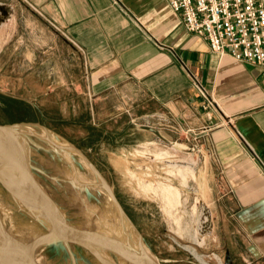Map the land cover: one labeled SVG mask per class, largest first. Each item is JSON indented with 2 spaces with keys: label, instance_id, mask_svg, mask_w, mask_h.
Here are the masks:
<instances>
[{
  "label": "crops",
  "instance_id": "crops-1",
  "mask_svg": "<svg viewBox=\"0 0 264 264\" xmlns=\"http://www.w3.org/2000/svg\"><path fill=\"white\" fill-rule=\"evenodd\" d=\"M0 18V56L14 51L37 81L39 66L61 65L63 81L83 82L86 98H111L112 114L159 113L205 135L193 141V191L203 195L208 233L228 264H264L263 63L211 50L167 0H0Z\"/></svg>",
  "mask_w": 264,
  "mask_h": 264
},
{
  "label": "rangeland",
  "instance_id": "rangeland-1",
  "mask_svg": "<svg viewBox=\"0 0 264 264\" xmlns=\"http://www.w3.org/2000/svg\"><path fill=\"white\" fill-rule=\"evenodd\" d=\"M3 30L0 27V43ZM10 52L12 58L0 56V123L34 125L36 134L28 129L14 131L18 154L27 175L42 189L43 197L55 203L69 228L105 232L96 216L106 215L115 226L119 211L155 264H228L223 249H217L220 244L208 233L203 195L193 191L198 164L193 141L205 135L175 128L159 113L134 118L112 114L111 98L98 99L99 104L86 98L83 82L63 81L61 65L39 66L44 80L37 81L31 67L16 65L14 51L7 55ZM53 68L54 81H46L47 70ZM43 129L76 147L78 157L66 159L38 137ZM5 154L12 156V151L0 145V155ZM83 158L101 175L106 188L96 184ZM8 179L18 194L0 182V229L22 245L38 241L33 251L38 264H130L108 249L102 250L105 262L92 250L95 246L49 239L56 231L54 222L36 218L35 205L17 184L16 175L9 173ZM108 200L117 211L109 208Z\"/></svg>",
  "mask_w": 264,
  "mask_h": 264
},
{
  "label": "bare ground",
  "instance_id": "bare-ground-1",
  "mask_svg": "<svg viewBox=\"0 0 264 264\" xmlns=\"http://www.w3.org/2000/svg\"><path fill=\"white\" fill-rule=\"evenodd\" d=\"M33 126H31V125L30 126H27V125L17 126V124H15V125H11L10 126L11 128H9V129H3L0 131V145L2 147L7 146L8 149H10L12 151V156L10 155L11 157L7 154L0 155V177H1V179L10 188H13L14 185L9 183L10 181L8 179V174L11 173L13 175H16V177L18 178L17 184L19 186H21V188L24 191H26L25 194H27L29 200L35 205V207H34L35 212L34 213H36V215H35L36 218H38L39 220H44V221L45 220H52L54 222V226L56 228V231H54L53 233H50L52 235V237L49 239H55L56 240L58 238V241L63 240V241H65V243H68V242L80 243V244L86 245L88 248H92L93 246H95V249H92V250H94L95 254H97V256H99L100 260L107 262L104 254L102 253L103 252L102 250H106L108 248L106 246H104V244L97 242L95 239H92V238L88 237L87 235L82 236V234H80V231L76 229L77 227L75 228L76 230L74 228L73 229L69 228L68 225L63 221L64 219L62 218V216H61V218H62L61 219L57 215V213H55V211L51 208L52 206L48 204L47 198L43 197L44 192L42 191V189L39 188L37 186V184L30 179L29 175H27L28 173L25 172V170H24V168H25L24 163L25 162H23L24 160H22V157L18 154L17 145H16V141H15L16 137L14 135V131L18 132V131H25L26 129H28L29 131L35 133V131H37V130L33 129L34 128ZM18 129H20V130H18ZM43 130H44L42 133L43 135H39L38 137L45 139L54 149H57L59 151V153H61L63 156H65L66 159L68 158L69 160H71L73 157H76L78 155L79 151L72 144L60 139L59 137H57L53 133L46 131L45 129H43ZM55 156H56V154H55ZM56 158H58V157H56ZM83 159H84L85 163L87 164V166H89V168L92 170V173H93V175L96 179V182H97V183L96 182L95 183L101 185V187L106 188L107 186H106L104 180L102 179L101 175L97 172V170L92 166L91 163H89L85 158H83ZM54 160H55V158H54ZM80 183L81 182H79V184ZM22 199H24V198H22ZM108 199H110V198L108 197ZM108 201H109V208L112 206L111 210L113 211L115 209V211H117L116 210L117 206L116 207L114 206V204L112 203V200H108ZM106 204L108 205V203H106ZM27 206H28V208L32 207L31 204H29ZM32 210H33V208H32ZM107 213H109V212L107 211ZM116 215H117V217H115V218L120 219L119 222L117 221V223L119 225L114 226V225L110 224L111 220L108 221L105 217L106 215L104 217H101L98 215V216H96L98 219V225L99 226L101 225L104 228L105 232H99V230L97 232L93 228L89 231L88 230L85 231L84 233H87V232L93 233L94 232L98 236L102 237V239L108 241L110 244H113L114 246H118L120 248H124L125 250L133 253L135 258L143 260L147 263L152 262L149 259V257L147 256L148 254L145 253L143 248L141 247L142 245H140V243H139L140 241L138 239H135L132 237V230L130 228L131 227L130 221H128L126 218H123L120 215L119 211L116 212ZM113 220H115V219H113ZM98 225H97V227H98ZM0 241L7 243V244H11V245L17 244L13 240L7 238L3 228L0 229ZM36 243H38V241ZM36 243H34L32 245L33 251H34V246ZM102 247H104V249H102ZM120 256L118 255L119 258L122 257L125 260H127L125 257H123V256L120 257ZM197 258L200 259V256H197ZM128 262L130 264H133L130 261H128Z\"/></svg>",
  "mask_w": 264,
  "mask_h": 264
},
{
  "label": "built area",
  "instance_id": "built-area-1",
  "mask_svg": "<svg viewBox=\"0 0 264 264\" xmlns=\"http://www.w3.org/2000/svg\"><path fill=\"white\" fill-rule=\"evenodd\" d=\"M179 14L185 28L203 36L211 50L238 60L264 64L263 0H167ZM203 97L211 104L204 84L194 77Z\"/></svg>",
  "mask_w": 264,
  "mask_h": 264
},
{
  "label": "water",
  "instance_id": "water-1",
  "mask_svg": "<svg viewBox=\"0 0 264 264\" xmlns=\"http://www.w3.org/2000/svg\"><path fill=\"white\" fill-rule=\"evenodd\" d=\"M10 126H11V124H9V123H0V131L3 129H9V128H11ZM0 182L10 193H14L17 196V194H18L17 191L8 187L3 182L1 177H0ZM50 201L51 202H48V204L52 206L51 208L61 218V216H63V215L60 213V211L56 207L55 203L52 200H50ZM84 232H85V230L81 229L80 234H82V236L87 235L88 237L95 239L97 242L104 244V246H106L108 248V250L112 251L117 256L121 255V256L125 257L128 261H130L133 264H155L153 262L147 263L143 260L135 258L133 253L125 250L124 248H120L118 246H114L113 244H110L108 241L102 239V237L98 236L94 232L93 233L92 232L84 233ZM7 235L13 241H15L17 244L11 245V244H7V243L0 241V264H38L34 258V253L32 250V245L36 242H34V241L26 242L24 245H22V243L20 241H18L15 237H13L9 234H7Z\"/></svg>",
  "mask_w": 264,
  "mask_h": 264
}]
</instances>
